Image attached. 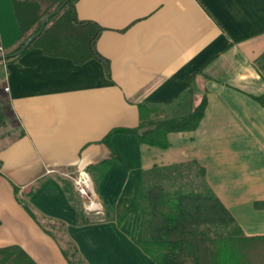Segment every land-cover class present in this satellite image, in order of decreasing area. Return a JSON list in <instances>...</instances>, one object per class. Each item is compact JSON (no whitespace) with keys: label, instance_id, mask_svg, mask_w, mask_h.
<instances>
[{"label":"crops","instance_id":"0c3cea01","mask_svg":"<svg viewBox=\"0 0 264 264\" xmlns=\"http://www.w3.org/2000/svg\"><path fill=\"white\" fill-rule=\"evenodd\" d=\"M76 7L80 20L103 28L97 47L109 74L97 59L76 64L41 48L0 61V94L11 106L0 127V249L19 246L37 264H69L67 242L84 264H157L138 244L142 215L119 226L117 205L141 195L145 173L190 164L205 170L246 236L264 235V106L256 100L264 96L257 65L264 0H79ZM20 36L12 0H0V52H12ZM204 92L198 128L169 134L166 148L113 135L129 169L117 162L95 185L87 168L111 155L101 142L112 130L184 117ZM73 168L91 178L102 206L99 220L85 210V225L64 188L69 180L59 176Z\"/></svg>","mask_w":264,"mask_h":264},{"label":"trees","instance_id":"16d2710c","mask_svg":"<svg viewBox=\"0 0 264 264\" xmlns=\"http://www.w3.org/2000/svg\"><path fill=\"white\" fill-rule=\"evenodd\" d=\"M78 1L12 0L21 36L16 48L0 55V61H17L29 50L41 48L45 55L68 58L76 64L97 59L109 74L110 64L97 47L103 28L92 21L80 20L76 7ZM49 15L53 16L39 35ZM33 37L36 39L26 46ZM257 65L263 73L264 56ZM256 100L264 106V96ZM207 104L204 92L184 117L157 121L142 119L137 128L112 130L101 142L112 150L111 155L87 168L95 185H99L117 162L129 169L113 150V135H133L140 144L166 148L169 146V134L192 132L198 128ZM143 108L140 106V109ZM0 113L1 127L11 114L10 100L1 94ZM204 177L205 170L196 164L156 167L144 174L140 196L138 192L132 200L124 198L119 201L115 220L121 226L130 214L142 215L138 244L157 264H264V235L246 236L236 225L232 214L207 186ZM63 182L70 199L76 204L73 184L67 180ZM102 202L106 219H111L107 201L104 199ZM78 211L79 224L91 223L82 209L78 207ZM69 244L74 253L71 255L68 250L63 251L68 263L84 264L76 247ZM0 264L37 263L21 247L10 246L0 249Z\"/></svg>","mask_w":264,"mask_h":264},{"label":"built area","instance_id":"2783aa9c","mask_svg":"<svg viewBox=\"0 0 264 264\" xmlns=\"http://www.w3.org/2000/svg\"><path fill=\"white\" fill-rule=\"evenodd\" d=\"M9 91V88H6ZM73 182L77 191L81 194L83 198L89 200V210L100 214L102 212V206L99 202L95 200V193L92 188L91 178L86 173H79L76 178H73Z\"/></svg>","mask_w":264,"mask_h":264},{"label":"rangeland","instance_id":"374dc122","mask_svg":"<svg viewBox=\"0 0 264 264\" xmlns=\"http://www.w3.org/2000/svg\"><path fill=\"white\" fill-rule=\"evenodd\" d=\"M0 55H4L3 53H1L0 52ZM263 73H264V70H263ZM64 172H67V176H64V175H59L60 177H62V178H64V179H68L69 181H71L72 183H73V187H74V197H75V200H76V204L78 205V207L80 208V209H82V211L85 213V210H86V212H88V213H92V215L91 216H89V218L91 219V220H99L100 218H101V216H97L96 215V212H92V211H90L88 208H89V200L85 197V198H83L82 196H81V194L77 191V189H76V187H75V184H74V182H73V179H71L70 180V178L68 177V176H78L79 174L76 172V170L73 168V169H69V170H66V171H64ZM76 176V177H77ZM76 177H74V178H76ZM150 181H151V179H150ZM98 202V201H97ZM102 213H103V211H102ZM95 214V215H94ZM85 215H86V213H85ZM87 216V215H86ZM105 217H106V212H105ZM65 244V246H66V250H68L69 252H70V254L72 255L73 253H74V251H73V249H72V247L70 246V244L69 243H67V242H65L64 243Z\"/></svg>","mask_w":264,"mask_h":264},{"label":"water","instance_id":"95a60500","mask_svg":"<svg viewBox=\"0 0 264 264\" xmlns=\"http://www.w3.org/2000/svg\"><path fill=\"white\" fill-rule=\"evenodd\" d=\"M52 16H53V15H49V16L45 19L44 24H43V27H42L41 32L39 33V35L44 31V29H45V27H46V25H47V22H48V20H49V18H51ZM39 35H37L36 37H38ZM36 37L31 38V39L27 42L26 46L30 45V44L36 39Z\"/></svg>","mask_w":264,"mask_h":264}]
</instances>
